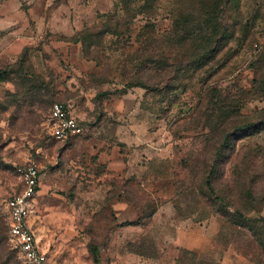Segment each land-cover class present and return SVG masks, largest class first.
I'll list each match as a JSON object with an SVG mask.
<instances>
[{
  "label": "rangeland",
  "instance_id": "obj_1",
  "mask_svg": "<svg viewBox=\"0 0 264 264\" xmlns=\"http://www.w3.org/2000/svg\"><path fill=\"white\" fill-rule=\"evenodd\" d=\"M0 5V264H23L5 202L29 164L48 264H264V0ZM53 102L82 134L51 135Z\"/></svg>",
  "mask_w": 264,
  "mask_h": 264
},
{
  "label": "built area",
  "instance_id": "obj_2",
  "mask_svg": "<svg viewBox=\"0 0 264 264\" xmlns=\"http://www.w3.org/2000/svg\"><path fill=\"white\" fill-rule=\"evenodd\" d=\"M48 120L54 138L64 140L83 133L78 116L61 102L51 104ZM17 170L22 190L5 202L8 240L23 264H47V251L32 223L33 197L44 172L34 164L20 166Z\"/></svg>",
  "mask_w": 264,
  "mask_h": 264
},
{
  "label": "crops",
  "instance_id": "obj_3",
  "mask_svg": "<svg viewBox=\"0 0 264 264\" xmlns=\"http://www.w3.org/2000/svg\"><path fill=\"white\" fill-rule=\"evenodd\" d=\"M0 7H4V8H0L4 14H3V17L5 18L4 22L5 23H8V24H11L12 23V19H11V9H10V6H6V5H0ZM7 7V8H6ZM7 12V13H6ZM7 14V15H5ZM1 17V16H0ZM19 41H23V38L19 36ZM21 47V46H20ZM18 49V48H17ZM76 137V136H75ZM75 137H71L70 139H73ZM74 146L77 145L76 143L73 144ZM95 151V153L98 155V157H101L103 158L105 155L102 151L100 150H93ZM77 187H79V185H77ZM37 193H39V189H37V192L35 193L34 197H33V214H32V223L36 229V233L39 237V239L41 240V235H40V232L41 230L44 231L45 229H49L50 230V227L48 225V223L44 224V221H46L45 217L43 216V214H41V217L39 215H37L35 213V201H36V195ZM110 205L113 206L115 208V216L117 218V221H119L120 224L126 222V221H132L135 217H136V210L132 207L129 206L128 203L124 202V201H121L117 198L115 199H112L110 202ZM124 226H131V227H141L142 224L140 223H133V224H125L123 225ZM42 242V240H41ZM44 248L46 249L47 251V254H48V248L45 246L44 243H42ZM174 248L173 250L170 249L171 251H173L171 255H168L170 250L169 248L165 249L164 247H161L159 250H158V254L159 256L156 257V260L158 259H162L164 260L165 259V255L167 257H169V259H171V264H183L181 262V260H179V251L181 249L180 245L178 244H174ZM186 248H188L189 246H187L186 244H183ZM191 248V247H189ZM192 251V250H191ZM132 256H133V260L134 258L139 255V252L137 253V251H132L131 252ZM147 260L150 261V260H153V258L151 256H146ZM48 264V263H47Z\"/></svg>",
  "mask_w": 264,
  "mask_h": 264
},
{
  "label": "trees",
  "instance_id": "obj_4",
  "mask_svg": "<svg viewBox=\"0 0 264 264\" xmlns=\"http://www.w3.org/2000/svg\"><path fill=\"white\" fill-rule=\"evenodd\" d=\"M5 75H6V73H5V71H0V81H2L4 78H5ZM65 105V104H64ZM66 106V105H65ZM125 224H133V223H138V222H133V221H126V222H124ZM6 232H7V226H6ZM7 236H8V232H7ZM0 241H1V239H0ZM195 255V254H194ZM179 257V260H181V262L183 263V264H185V262H183L182 261V259L180 258V256H178ZM195 258H196V261H197V257L195 256Z\"/></svg>",
  "mask_w": 264,
  "mask_h": 264
}]
</instances>
